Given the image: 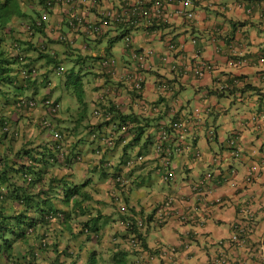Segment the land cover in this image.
<instances>
[{"label":"crops","instance_id":"crops-1","mask_svg":"<svg viewBox=\"0 0 264 264\" xmlns=\"http://www.w3.org/2000/svg\"><path fill=\"white\" fill-rule=\"evenodd\" d=\"M103 3L100 9L118 6L119 0H103ZM99 13L100 10L92 11L88 19L98 20ZM63 17L64 9L56 8L50 18L49 30L60 26L63 32L74 39V45H63L60 48V45L49 44L50 50L56 51L58 56H72L74 59L112 55L117 57L120 71L125 70L128 57L124 53V44L114 53V45L110 42L111 38L116 36L114 32L100 42L86 33L71 32ZM50 31L48 43L52 40ZM162 34L154 36L150 30L140 29L131 31L129 35L133 37L138 48L151 45L159 55L166 53L168 39H185L188 42L192 38L196 39L195 45L187 44L185 61L196 63L203 59L211 62L214 70L202 79L190 75L180 76L170 72L158 58L155 59L148 76L145 99L162 108L169 107L171 99L157 92L155 81L171 80L176 94L183 101L182 115L191 118V129L184 139L185 143L190 142L192 145V150L180 153L175 151L174 145L172 146V169H175L173 181L164 183L156 174L154 144L146 149V161L129 173L133 187L130 193L125 195L124 201L133 214L152 220L143 231L149 250L146 252L154 256L150 264H264V258L259 251L260 246L264 245V0H204L203 4L196 8L193 20L176 18L162 27ZM104 42L107 44L99 49ZM89 60L84 61V67L87 62L90 63ZM95 65L99 69L97 61ZM233 78L238 80L237 91L242 89V92H239L242 93L241 97L237 92L224 96L215 93L224 80L232 81ZM93 82L94 86L83 95V102H77L75 111L69 109V114L77 115L76 119L88 115L84 126L97 122L93 116L94 108L102 104L107 106L110 100L120 103L125 112H129L130 107H133L136 113L140 112L131 104L133 101L128 88L122 89L121 97L115 96L114 93L104 94V88L114 87V82L108 79L103 81L99 71L95 74ZM96 86H103V89L99 88L95 93L93 90ZM44 93L45 90H42L41 95L37 97ZM228 96L230 105L237 104L240 107V111L237 109L234 114L238 119L232 116L227 122L225 119L221 123L223 115L225 118L228 116L227 107L221 100L222 97ZM56 98L60 100V97ZM196 108L201 109V120L193 116ZM61 110L63 111L60 117L66 119V110L62 104ZM44 114L43 108L38 107L32 116L38 119ZM212 126L217 128L219 133L215 142L205 135L207 127ZM36 128H29L31 136L35 135ZM231 134L237 135L238 146L242 149L238 158L232 156L225 145ZM153 136L156 140L157 135ZM20 143H15V149L21 147ZM122 148L120 146L114 149L109 155L114 160L113 163L117 164V171H121L118 163L124 159ZM197 151L202 154L199 159L193 155V152ZM136 152L137 149L128 154L133 155ZM215 158L218 162H214ZM210 171H213L214 177L205 189H194L192 184ZM248 175L254 178L251 184H246ZM171 196L174 197L178 213L190 219L182 222L177 216H170L164 225L159 226L155 219L156 209L158 211L159 205ZM97 198L105 202L96 206L104 216L103 220H107L102 227L103 243L98 245L100 252L95 248L97 255L94 258L88 257L89 254L86 256L83 252L81 263L89 261V264H116L117 248L113 246L112 241L115 235L120 237L125 233L117 222L120 218L118 206L111 204L106 192L99 194ZM218 198H221L223 203H217ZM240 224L247 225L248 233L244 240L239 242L234 241L233 236H236L235 227ZM161 246H174L179 252L171 259H162L157 252ZM87 248L94 249L92 245ZM102 249L106 251L102 252ZM106 252L108 253L105 254ZM138 255L140 254L128 259L127 263L136 264Z\"/></svg>","mask_w":264,"mask_h":264},{"label":"trees","instance_id":"trees-1","mask_svg":"<svg viewBox=\"0 0 264 264\" xmlns=\"http://www.w3.org/2000/svg\"><path fill=\"white\" fill-rule=\"evenodd\" d=\"M42 5L45 6V0H0V254L6 256V264H38L42 257L43 260H50L49 264H77L81 252L88 250L85 241H90L83 228H89L92 234L101 229L102 213L94 204H99L100 199L97 198L96 184L93 186L92 178L97 177V181L102 183L111 176L108 169L114 160L109 157L110 153L122 146L124 157L137 147L138 157H141L140 154L146 155L153 135H158L157 124L160 121L173 122L177 117L185 118L181 109L170 117V106L165 109L163 116L149 118L142 112L145 104L143 96H138L142 98L141 102L131 103L140 112L136 113L133 107L125 112L120 103L110 100L107 106H100L103 115L96 116L97 122L85 126L83 124L89 118L88 115L80 119L72 115L74 121L61 118V112L53 114L42 101L53 98L55 104L60 103L58 98L53 97L52 76H61L66 70H60L62 63L56 51L51 49V53L47 46H44L46 50L41 49L42 43L35 41L37 36H47L46 28L35 24L42 18ZM27 21L33 27L32 35L24 30ZM124 26L120 23L109 24L107 32L97 36L95 40L103 42L114 32L116 36L111 38V44L124 41L125 45L133 30ZM50 42L65 45L55 39ZM108 57L117 59L112 55ZM89 59L98 64L102 61L101 56H88L73 59V64L83 68L84 61ZM164 65L168 68L167 64ZM22 68L27 70L26 78L19 75ZM102 69H98L101 77L105 74ZM226 83L233 85L228 81ZM42 87L45 93L38 98ZM236 87L230 90L218 87L215 93L224 96L227 93L242 92V89L238 92ZM17 90L19 92L13 97L12 94ZM104 90V94L110 95L106 88ZM241 94L239 93L240 97ZM135 95L137 96L130 93L132 101L136 99ZM82 98L83 93L78 95L77 101L83 102ZM30 100H36L37 107L31 106L28 103ZM22 102L26 104H21ZM38 107H42L45 114L36 119L32 114ZM106 112H111L110 118L106 117ZM71 122L74 123L72 127L67 125ZM32 126H36L37 130L31 136L29 128ZM56 132L60 138L56 136ZM205 135L215 142L219 133L212 126L207 127ZM173 137L175 140L169 144L170 147L174 145L178 149H175L177 153L187 149L181 136L177 134V138L175 135ZM234 138L237 139V135L231 134L225 142L227 149L228 142ZM18 141L21 142V147L15 149ZM193 155L196 159L202 157L200 151L193 152ZM214 162H218V159ZM116 165L113 164L114 170ZM121 165L118 163L119 167ZM167 171L174 177L175 169ZM209 173L214 177L213 171L207 172L192 187L205 189L209 183ZM78 177H84V183L80 184ZM165 202L159 208L165 206ZM171 208L174 209L167 218L177 216L182 222L190 218L178 213L174 199L171 201ZM82 217L89 219L84 225ZM29 228L33 229L30 235ZM134 232L142 240V247L149 251L145 238L141 237L138 230ZM125 239H122L123 242ZM102 240L98 242L99 245ZM125 243L128 242L123 244ZM117 246L122 248L121 245ZM138 246L136 243L130 244L129 249H115L116 264H128L127 260L140 252ZM95 251L92 250L90 258L97 255Z\"/></svg>","mask_w":264,"mask_h":264},{"label":"built area","instance_id":"built-area-1","mask_svg":"<svg viewBox=\"0 0 264 264\" xmlns=\"http://www.w3.org/2000/svg\"><path fill=\"white\" fill-rule=\"evenodd\" d=\"M68 6V19L67 23L69 28L74 31L84 28L92 36L97 38L107 32L109 24L120 23L125 25L131 30H150L154 36H162V27L171 23L174 19H185L193 20L196 14V8L202 5L204 0H119V5H113L100 9L101 0H62ZM173 7L172 9H170ZM99 9V21H88L86 19V13H89L91 9ZM124 26V27H125ZM60 39L66 41L68 38L64 35H60ZM196 39H191L188 42L185 39H180L175 41L174 39L167 40V51L166 53L159 55L157 50L151 45H147L138 48L133 40V37H127L124 45V53L128 54L127 65L123 72L120 71L118 66V61L113 57H104L101 60V67L104 70L105 77H109L116 83V87H108L107 92H111L112 89L115 94H120V87L128 88L131 92L137 94L136 102H141L143 99L138 96H142L145 86L147 85V75L148 72L153 69V64L155 59L160 58L163 64H167L168 70L172 73H177L180 76H193L194 78H203L207 73L213 70V66L210 62L200 59L196 63H192L190 60L186 59V48L187 44H196ZM175 57V59L173 58ZM198 57V56H197ZM63 71V68H60ZM25 74V73H24ZM224 80L220 84V88L224 90H230L237 84L236 79H232L229 85ZM119 88V90H118ZM155 89L159 94L165 97L172 98V105L170 107L169 116L176 115L180 108L182 107L181 98L175 95V88L169 79H159L155 81ZM142 99V100H140ZM27 102V101H26ZM22 102L21 104H26ZM31 106H35L36 102L33 100L28 101ZM44 105L49 107V110L56 114L60 110V105L54 103V100L47 99ZM200 108L194 110L193 116L200 119ZM142 112L150 117L159 116L161 114L160 109L157 106L149 105L145 102L142 107ZM95 115H103L101 109L95 111ZM163 115V114H162ZM106 117H111V112H106ZM189 129H191V118H180L173 122L160 121L157 126V142L155 145V153L158 158L161 159L163 163L160 167L165 169V178L171 177L168 173L167 166L170 165L171 158L173 155L172 147L169 146L170 143L174 142V135L180 138L187 146V151L192 150V145L190 142L185 143V136L188 134ZM212 133V132H211ZM59 138L61 137L57 132L55 133ZM178 146V145H177ZM176 149V148H175ZM228 149L232 156L238 158L241 155V148L238 146L237 139H231L228 142ZM178 151V149H176ZM135 162L133 160L127 161L125 164L127 169L134 166ZM161 173V169L159 168ZM212 174L207 175V179L212 181ZM250 177L248 181H250ZM173 198L166 200L165 206L160 209V216L164 219L167 218L174 209H170L171 201ZM217 202L221 203V199L218 198ZM163 219V218H162ZM163 219V220H164ZM247 235V229L244 225H238L236 230V236H234V241H241L243 237ZM245 238V237H244ZM261 256L264 258V245L259 248ZM178 250L176 247L161 248V256L172 258L176 255Z\"/></svg>","mask_w":264,"mask_h":264},{"label":"clouds","instance_id":"clouds-1","mask_svg":"<svg viewBox=\"0 0 264 264\" xmlns=\"http://www.w3.org/2000/svg\"><path fill=\"white\" fill-rule=\"evenodd\" d=\"M31 1H39V2H41V1H44V0H31ZM100 3H101V6H100V8L103 6V0H101L100 1ZM56 8H63L64 9V17H63V19H64V21H65V25H66V27L71 31V32H75V33H78V32H83V33H86V34H88V35H90V36H92L89 32H87L84 28H80L79 30H77V31H74V30H72L71 28H69V26H68V23H67V19H68V9H69V6L64 2V1H62V0H45V6L44 5H42V8L40 9V14L42 15V18H40L38 21H37V23H35L37 26H39V27H43L44 26V28H46V34H47V36L46 37H42V38H39V36H37L36 37V39H35V41L38 43H42V46H41V49H44V50H46L47 48H49L50 49V47H48L49 46V44H53V43H51V42H47V37H48V32L50 31L49 29V27H50V24H51V17H52V12L56 9ZM94 9L95 8H93V9H91V11L89 12V13H86V19L88 20V21H90L89 19H88V16H89V14L92 12V11H94ZM96 10H99V9H96ZM96 21H99V18H98V20H96ZM32 25H31V23H29L28 21L27 22H25V24H24V30L26 31V32H29V34L30 35H32ZM51 34H52V40L53 39H55V40H58V41H60V42H62L63 44H65V45H68V46H73L74 45V39L69 35V34H67L66 32H63L61 29H60V26H56V28L54 27V28H52L51 29ZM64 35L65 37H67L68 39L66 40V41H63V40H61L60 39V35ZM92 38H94L95 39V37L94 36H92ZM25 40V39H24ZM53 45H60V44H57V43H54ZM44 46H47V48H45ZM60 48H61V46H60ZM85 49V48H84ZM50 52L52 53L53 51L52 50H50ZM15 54H16V52H14ZM60 57V59H61V66L59 67V68H63V70H66V68H65V66H64V62H66V61H71L72 63H73V57L71 56V57H66V56H59ZM102 58H104V57H108V55H102L101 56ZM71 59V60H70ZM21 62H22V59H21ZM209 62V61H208ZM211 63V62H210ZM212 64V63H211ZM73 66L74 67H76L74 64H73ZM212 66H213V64H212ZM99 68L100 69H102L101 68V62H99ZM103 70V69H102ZM213 70H214V66H213ZM212 70V71H213ZM104 71V70H103ZM152 71V70H151ZM151 71H149L148 72V75H147V80H148V76H149V73L151 72ZM211 71V72H212ZM25 73V74H24ZM207 74H209V73H207ZM206 74V75H207ZM19 75L21 76V77H23V78H26L28 75H27V70L26 69H24V68H22L21 69V71H19ZM205 75V76H206ZM102 77H103V81L106 79H108V80H110V81H112V82H114L112 79H110L109 77H105V74L104 75H102ZM204 78V77H203ZM196 79H198V78H196ZM200 79H202V78H200ZM234 79V78H233ZM236 79V78H235ZM171 81V80H170ZM228 81V80H227ZM228 82H231V81H228ZM172 83V82H171ZM237 83H238V80H237ZM116 85V83L114 82V86ZM237 85V84H236ZM235 85V86H236ZM93 86H94V84H93ZM92 86V87H93ZM103 86H105V85H103ZM103 86H100V87H97L96 86V88L93 90V92H97V90L99 89V88H101V89H103ZM174 86V85H173ZM91 87V88H92ZM108 87H112V86H106V89L108 88ZM127 88V87H126ZM97 89V90H96ZM124 90H125V88H123ZM129 90V89H128ZM120 94H115L114 93V91H111V92H108V93H114V95L115 96H117V97H121L122 95H123V92H122V89H120ZM144 92H145V89H144ZM144 92H142V98H143V100H145V102L147 103V104H149V105H154V106H157L159 109H160V111H161V114L159 115V116H163L164 114H165V109L166 108H162V107H160L159 105H156V104H154V103H149V102H147V100L145 99V96H144ZM130 93H131V91H130ZM175 95L177 96V97H179L177 94H176V92H175ZM169 98V97H168ZM180 98V97H179ZM171 99V103H172V98H170ZM51 100H54L53 98L51 99ZM36 101V100H35ZM55 101V100H54ZM43 102V104H44V102H45V99L42 101ZM77 102H79V101H77ZM133 102H136V100L134 99L133 100ZM36 103H37V101H36ZM80 103V102H79ZM170 103V107H171V104ZM59 105H60V110H59V112L61 111V102L60 103H58ZM182 106H183V101H182ZM35 107H37V106H35ZM137 107V106H136ZM182 108V107H181ZM180 108V109H181ZM97 109H100V106H96L95 108H94V111H93V116L96 118V116L97 115H95V111L97 110ZM58 112V113H59ZM163 114V115H162ZM149 118H151L150 116H149ZM157 126H158V124H157ZM156 142H157V137H156V140H155V137H153L152 138V142L150 143V144H148V146H151L152 144H154V152H155V145H156ZM135 149H138V147L137 148H135ZM134 149V150H135ZM242 150V149H241ZM138 151L139 150H137V152L135 153V154H133V155H131V154H128V155H126L125 157H124V159L122 160V161H120V164H122L121 165V171H115L114 170V168H113V162H112V165L110 166V169H108L109 170V173L111 174V176H109V178H107L106 179V181H103L102 183H100L99 181H97L98 180V178L97 177H95L94 178V183H96V184H98V185H100L99 187L100 188H104V189H102L101 191H99L97 194L99 195V194H102V193H104V192H106L107 193V195H108V197L110 198V200H111V204L112 205H117L118 206V209H119V213H120V218L118 219V223H119V225L123 228V230H124V234L123 235H121L120 237H117V235H115L114 237V239H113V241H112V243H113V246L115 247V248H118V246L117 245H121V246H124L125 248H127V249H129V245L130 244H136V243H138V247H137V249L140 251V252H138L137 254H140V255H138L137 256V258H136V260H135V263L136 264H150V262L151 261H153L152 259H154V256H152V255H150V254H148L147 252V250H145L143 247H142V240L139 238H137L136 237V233L137 232H134L135 230L137 231L138 230V232L141 234V237H144V235H143V231L145 230V228H146V226L148 225H150L151 223H152V221L151 220H149V219H147L146 217H141V216H136L135 214H133L131 211H130V209H129V207L127 206L128 204L127 203H125V195L126 194H129L130 193V191H131V189H132V187H133V181H132V179L130 178V176H129V173L130 172H132L134 169H136L137 167H139L140 165H142L143 163L142 162H145L146 161V157H147V155H142V154H140L141 155V157H138L137 156V153H138ZM131 152V151H130ZM155 155H156V153H155ZM241 156V155H240ZM138 157V158H137ZM236 158V157H235ZM130 160H133L134 162H135V164H134V166L132 167V168H130V169H127L126 168V166H125V164L127 163V161H130ZM156 160H157V164H156V166H155V172H156V174L158 175V176H160L161 177V179H162V181L164 182V183H167V182H170V181H173L174 180V177L173 176H171V177H168V178H165V175H164V173L163 172H165V169H163V168H161L160 166L163 164L162 162H161V159L160 158H158V156L156 155ZM173 164H174V162H173V158H171V162H170V165L169 166H167L166 167V169H172L173 168ZM159 168L161 169V173L159 172ZM234 172V171H233ZM168 173H170V172H168ZM250 177V181H248V178ZM252 179H254L253 178V176L252 175H248L247 177H246V184H251L253 181H252ZM109 191V193H108V191ZM102 192V193H101ZM170 198H173L174 199V197H169V198H167V199H165L163 202H165L166 200H168V199H170ZM221 199V198H220ZM217 203H219V202H217ZM221 203H223V200L221 199ZM95 204V207L96 206H99V205H101V204H105V202L104 201H101V200H99V204H96V202L94 203ZM162 207H160L159 209H158V211L156 212V214H155V219H156V223L160 226V225H162V224H164L167 220H169V218H166V219H164V217H162L161 218V216L159 215L160 214V209H161ZM103 218H104V216L102 215L101 216V220H100V227H101V229H100V231L99 232H95V233H91L89 230V228H83L84 229V232H85V234H87V235H89V238H90V241H85V243H87V245L86 246H88V245H92L93 247H94V249H91V250H86V249H84L81 253H82V255L80 256V258H79V260H78V262H77V264H82L81 263V260L83 259V252H85V254H86V256L89 254V256L88 257H90V253L92 252V250H95V248L97 249V251H98V249H100L99 247H98V242L101 240V239H103L102 238V227H103V224H105L106 222H107V220H103ZM190 218H188V220H189ZM82 221H83V223H82V225H84V223L85 222H87L89 219L87 218V217H85V218H83L82 217V219H81ZM187 220V221H188ZM148 221V222H147ZM153 223L155 224V222L153 221ZM240 225H244L245 227H246V229H247V225H245V224H240ZM238 226V225H237ZM237 226L235 227V232H236V230H237ZM33 233V229L32 228H29V230H28V234L30 235V234H32ZM248 233V232H247ZM247 236V235H246ZM124 238H126L125 240H124V242H128V243H125V244H123L124 242H123V240L122 239H124ZM233 238H234V236H233ZM240 242V241H239ZM102 243H103V240H102ZM101 243V244H102ZM19 246H23V244H19ZM163 247H165V248H170V247H174V246H161L160 248H158V250H157V252L159 253V257L160 258H162V259H171V258H167V257H162L161 256V248H163ZM36 248H38V247H36ZM119 249V248H118ZM178 250V249H177ZM97 251H95V254H96V252ZM147 251V252H146ZM179 252V251H178ZM173 256H175V255H173ZM172 256V257H173ZM38 257L40 258L41 257V255H38ZM42 258H44V257H42ZM42 258H40L39 260H38V264H49L50 263V260H48L49 262L47 263V262H44V260L42 259ZM0 264H6V256L4 255V254H0ZM85 264H89V261L87 262V263H85Z\"/></svg>","mask_w":264,"mask_h":264},{"label":"rangeland","instance_id":"rangeland-1","mask_svg":"<svg viewBox=\"0 0 264 264\" xmlns=\"http://www.w3.org/2000/svg\"><path fill=\"white\" fill-rule=\"evenodd\" d=\"M107 43L104 42L99 49L104 47ZM124 44V41H120L114 44L113 52L117 53L118 49L121 48ZM90 63L87 62L86 67H80V66H73V63L71 61L64 62V66L66 68V72L61 76H52V83H53V97H60V101L62 106L65 107L66 112L64 111V116L69 119H72V115L76 118L77 115L75 113L69 114V109H73L75 111V106L78 107V95L82 94L86 95L88 93L89 88H91L94 84V76L97 73L98 69L95 65L94 60H89ZM93 66V68H92ZM51 74V73H50ZM42 90H44V87H42ZM19 92V90L15 91L13 97H15V94ZM191 93V92H190ZM17 95V94H16ZM222 104L227 107L228 110V116L225 118V115H223V118L221 119V123L225 119L226 122L232 118V116L236 117L234 115L238 109L240 111V107L238 105H230L229 103V96L228 97H222L221 100ZM93 108H91L90 111H92ZM63 110L60 112L62 113ZM238 119V117H236ZM234 124V123H233ZM236 124V123H235ZM64 125V124H63ZM68 126L72 127L74 126V123L71 122L70 124L67 123ZM84 169V168H83ZM83 178L78 177V182L80 184L84 183ZM94 180V178H92ZM93 186H95L96 183H92ZM100 185L96 184V191L97 193L101 191ZM90 187V186H89ZM102 193V192H101ZM133 202V201H132ZM119 211V209H118ZM105 249H102V252H105Z\"/></svg>","mask_w":264,"mask_h":264}]
</instances>
